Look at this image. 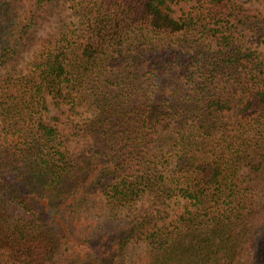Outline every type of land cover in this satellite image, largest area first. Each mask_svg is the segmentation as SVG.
I'll use <instances>...</instances> for the list:
<instances>
[{"label": "trees", "instance_id": "16d2710c", "mask_svg": "<svg viewBox=\"0 0 264 264\" xmlns=\"http://www.w3.org/2000/svg\"><path fill=\"white\" fill-rule=\"evenodd\" d=\"M176 1L0 0V264H264V15Z\"/></svg>", "mask_w": 264, "mask_h": 264}, {"label": "rangeland", "instance_id": "374dc122", "mask_svg": "<svg viewBox=\"0 0 264 264\" xmlns=\"http://www.w3.org/2000/svg\"><path fill=\"white\" fill-rule=\"evenodd\" d=\"M238 2L244 4V5H247V6H251V7H254L256 8L262 15H264V1H261V0H237ZM193 5H196V2L195 0H177L175 4L171 5V8H172V14L173 15H177L180 13V10H187L190 6H193ZM59 17H62V18H65L67 19V11H62L60 13V16ZM58 20V19H57ZM58 25V22L56 21H53L52 19L50 20V23L47 24L45 27H44V30H43V33H42V36L45 37L47 36V34L49 32H52L55 30V27ZM245 40V39H244ZM247 45H250V43H247ZM251 47H253V44L251 45ZM35 51V47H32L30 48L29 50H27L24 54H23V59L22 61L19 63V65L21 67H25V62L27 59H30L32 53ZM65 106L61 105L60 108H57L51 104H49V114L46 118L47 122H50V123H54L53 120L51 119L53 116H57V115H61L60 111L62 109H64ZM86 113H83L82 116H85ZM106 141V144L105 145V142ZM96 144L98 146H101L102 144H104L105 146H108V145H111V142L109 141V139H103V140H100V141H96ZM103 149H105L103 147ZM253 180L255 181V188H256V191H258V193H262L261 190L264 189V167L262 169L261 172H259L258 175L254 176L253 177ZM148 202V200L146 198H142L138 201L137 205L139 204H146Z\"/></svg>", "mask_w": 264, "mask_h": 264}]
</instances>
